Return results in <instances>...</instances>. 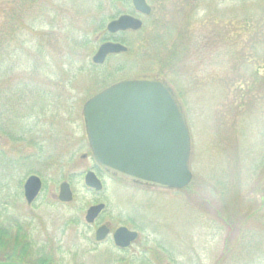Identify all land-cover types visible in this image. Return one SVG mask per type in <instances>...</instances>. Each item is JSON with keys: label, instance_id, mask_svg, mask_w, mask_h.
Returning a JSON list of instances; mask_svg holds the SVG:
<instances>
[{"label": "rangeland", "instance_id": "374dc122", "mask_svg": "<svg viewBox=\"0 0 264 264\" xmlns=\"http://www.w3.org/2000/svg\"><path fill=\"white\" fill-rule=\"evenodd\" d=\"M147 3L149 16L131 0H40L7 41L0 56V226L23 224L34 249L53 251L57 264H264V0ZM123 14L144 24L115 41L132 54L95 65L106 35L98 27ZM145 75L165 80L183 107L193 175L185 189L122 182L91 152L85 103ZM89 171L101 192L86 186ZM32 175L43 188L28 205L24 184ZM64 182L74 194L68 204L58 199ZM100 203V223L140 233L130 251H119L112 237L95 241L98 223L85 217Z\"/></svg>", "mask_w": 264, "mask_h": 264}, {"label": "water", "instance_id": "95a60500", "mask_svg": "<svg viewBox=\"0 0 264 264\" xmlns=\"http://www.w3.org/2000/svg\"><path fill=\"white\" fill-rule=\"evenodd\" d=\"M134 10L144 16L152 14L147 0H131ZM143 22L134 15L123 14L107 24V32L117 35L139 32ZM128 52L122 43L107 41L93 57L95 65H103L112 55ZM87 138L97 164L111 176L130 184L182 190L189 186L191 135L178 96L163 79L154 75L126 78L91 97L83 107ZM85 184L101 192L103 183L93 171L87 172ZM43 188L41 178L30 176L24 184V196L31 205ZM58 199L71 203L74 199L69 183H62ZM105 204L90 207L85 220L94 223L105 210ZM110 230L103 226L96 241H104ZM139 233L120 227L113 235L116 247L127 249Z\"/></svg>", "mask_w": 264, "mask_h": 264}, {"label": "trees", "instance_id": "16d2710c", "mask_svg": "<svg viewBox=\"0 0 264 264\" xmlns=\"http://www.w3.org/2000/svg\"><path fill=\"white\" fill-rule=\"evenodd\" d=\"M40 0H7L4 4V20L0 23V56L5 51V45L13 34L21 27H25V16L28 10L38 4ZM125 0H112V4L123 5ZM118 14L120 11L117 9ZM103 31L107 41H121V35H110L104 25L98 27ZM132 50L122 56L128 57ZM5 156V155H4ZM0 157L3 155L0 153ZM0 264H57L53 251L37 252L34 249L30 232L26 226L16 222L15 225L0 226Z\"/></svg>", "mask_w": 264, "mask_h": 264}, {"label": "flooded vegetation", "instance_id": "af4514ba", "mask_svg": "<svg viewBox=\"0 0 264 264\" xmlns=\"http://www.w3.org/2000/svg\"><path fill=\"white\" fill-rule=\"evenodd\" d=\"M85 157V156H84ZM145 187H147V186H145ZM92 190V189H91ZM93 191H95V190H93ZM96 192V191H95ZM97 193H99V192H97ZM74 195V194H73ZM65 204H67V203H65ZM100 204H103V203H100ZM96 205H99V204H96ZM93 206H95V205H93ZM92 207V206H91ZM90 208V207H89ZM106 211V208H105V210L99 215V217L94 221V223H92V224H88L87 222V224L88 225H95L96 223H98V225H97V227H96V231H95V241H96V232H97V230L99 229V228H101V227H103V226H106L109 230H110V233H109V235H108V237L104 240V241H102V242H99V243H104V242H107V241H110L111 239V237H112V241H113V243H114V238H113V235H114V233L116 232V230L117 229H119L120 227H126V226H120V227H118V228H116L115 230H112V228H111V226H110V224L109 223H100L99 222V218L103 215V213ZM127 228H129L130 230H132V231H136V230H134V229H131L130 227H127ZM136 232H138V231H136ZM139 233V232H138ZM140 240V233H139V237L137 238V240L132 244V246L131 247H129V248H127V249H121V248H118V247H116L119 251H122V252H127V251H130L131 249H132V247L138 242ZM97 242V241H96ZM98 243V242H97ZM114 245H115V243H114ZM116 246V245H115Z\"/></svg>", "mask_w": 264, "mask_h": 264}]
</instances>
